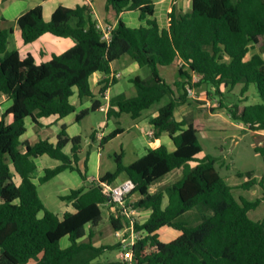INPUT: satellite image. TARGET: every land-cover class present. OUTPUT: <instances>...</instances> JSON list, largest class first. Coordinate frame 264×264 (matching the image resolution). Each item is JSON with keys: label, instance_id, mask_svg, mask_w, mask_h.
I'll list each match as a JSON object with an SVG mask.
<instances>
[{"label": "trees", "instance_id": "1", "mask_svg": "<svg viewBox=\"0 0 264 264\" xmlns=\"http://www.w3.org/2000/svg\"><path fill=\"white\" fill-rule=\"evenodd\" d=\"M107 8L117 15L139 11L140 21L146 19V25L133 28L119 20L112 41L106 43L90 4L59 6L50 21L44 19L42 5L23 13L17 19L23 45L46 34L75 42L71 49L39 65L31 54L21 58L19 50H9L14 31L0 26V96L12 102L0 118V264H100L96 261L107 251L120 248L119 244H94L93 228L103 219L102 206H114L103 193L102 183L113 184L122 173L136 184L133 194L139 199L134 207L151 211L144 223L136 224L143 237L133 247L135 264H264V219L254 221L249 215L264 202V179L258 181L253 172L239 173V177H247L240 188L253 190L260 186L263 196L238 201L235 188L216 168L218 158L199 157L203 146L198 134L205 125L198 119L178 121L175 117L176 109L188 100L187 86H207L211 97L213 92L224 96V90L231 92L242 85L239 104L228 105L221 100L212 110L204 107L199 112L226 110L251 132H264V0H192L190 13L179 14L175 6L168 13V29H161L155 18L148 19L155 13L154 0H107ZM123 56H129L140 68H149L151 76L146 80L140 76L131 78L137 96L121 94L112 98L108 118L129 114L138 119L143 111L171 96L150 122L156 138L168 134L174 151L162 144L129 166L123 165L122 153L116 157L115 172L88 182L87 162L84 169L79 167L82 137H70L66 126L56 144L47 139L22 142L28 120L40 127L43 119H64L75 114L76 121L81 122L91 110H99L101 102L95 100L91 110L77 112L71 99L76 93L81 101L94 98L92 76L110 74L112 62ZM177 59L185 64L179 68L180 79L170 85L161 77L159 67L170 66ZM193 75L199 76L195 84L191 83ZM250 85L257 87L262 103L244 104ZM109 86L107 81L100 94ZM176 90L181 91L179 96ZM8 116H12L11 123L6 122ZM121 133L122 129L111 132L101 140L100 147ZM69 143L71 155L64 152ZM255 150L264 160V146ZM45 155L61 164L46 168L40 184L68 170L78 172L84 182L61 197L75 210L65 212L62 219L46 209L34 182L36 159ZM178 169L183 171L180 180L163 190L151 191L152 186ZM16 174L21 179L19 185ZM197 207H201L197 225L181 220ZM109 221L114 231L125 224L116 214ZM88 225L91 229L84 240ZM164 227L181 234L163 242L158 231ZM66 237L70 245L63 248L61 242Z\"/></svg>", "mask_w": 264, "mask_h": 264}, {"label": "rangeland", "instance_id": "2", "mask_svg": "<svg viewBox=\"0 0 264 264\" xmlns=\"http://www.w3.org/2000/svg\"><path fill=\"white\" fill-rule=\"evenodd\" d=\"M32 1L34 0H26L29 4H33ZM38 1H42L43 5L45 4V8H43L45 12L48 13L56 4L58 5L64 0ZM106 1L107 0H100L98 9L104 8V4L107 3ZM155 16L158 22L159 20L163 21V19L167 20V15L163 6L160 5L157 7ZM17 39L19 38H16L14 35L11 36L10 44L8 46L9 50L16 48ZM36 47H38V44H36ZM178 67L179 66L177 64H174L159 68V72L161 70V77H163L168 84L172 85L175 81L180 79ZM135 76H140L146 80L151 76L150 70L149 68H143L140 72L132 75V77ZM94 77L92 78V84L95 87L96 80ZM130 79L131 77L125 76L119 83L118 87L121 88L124 94H129L132 89H135V86L131 83ZM242 87V85H238L231 92L224 90V96L216 95L213 92L214 96L210 97L206 93V91H208L207 86H204L203 88L197 89V98L195 101H192L191 105H185V107H188V113L190 114L187 118L188 120H190V118L198 119L205 125V130L198 134V138L203 146V153L200 156L204 157L206 155H212L218 158L216 168L226 182L235 188L234 196L238 201L241 199L254 201L263 196L262 188L260 186H256L253 190H244L240 188L247 181V177H239L238 174L253 172L254 177L258 181L264 179V160L255 150L257 146H264V136L253 134V132H251L246 125L234 121L226 110H220L214 115L208 112L203 113L197 111L200 106L202 108L206 107L205 109L207 110H212L213 107L217 106L221 100L228 105L239 104L243 98L241 96ZM199 97H203V100H199ZM245 97H248V101L244 103L246 105H255L263 102L255 85H250ZM98 98H100V100L102 99L100 96H98ZM86 100L87 99H85L84 102ZM170 101L171 96H166L158 104L165 106ZM185 107L182 106L181 108L178 107L176 109L175 117L177 120H184L186 118L182 116V109H186ZM91 108L92 107H90V110ZM106 122L107 118L103 112L91 110L90 116H86L80 123L75 124V128L80 130L78 134L82 137L83 151L79 155L80 159L85 160V158L88 157L90 144L92 143V134L95 130L100 132L104 129L105 127H103L102 124ZM132 122L133 121L129 116H125V118L121 120V125H118L123 126V128L126 129L125 133L108 142L103 148L100 147V143H94L91 150L94 155H96L98 150H100L103 163L102 172L104 175L107 172H115L117 170L116 157L118 155L124 153L122 159L123 165L129 166L141 158L149 149H153L155 142L148 139L146 135V132H148L147 129L145 131L143 127L140 128L137 124L131 127ZM27 128L28 132L23 137L22 141L35 143L36 140L32 134L37 127L29 122ZM162 141L163 144L171 151L175 150L173 142L169 139V136L166 133L162 134ZM38 164L41 168H54L60 165L61 162L54 160L49 156H44L39 160V162L37 161V165ZM81 165L82 169H84V165L82 163ZM38 174L39 172L37 171L35 174L36 178H38ZM182 176V169L175 170L152 186V190H163L166 186L180 180ZM126 179V174L122 173L117 181H115L112 185H119ZM36 183L38 186L39 197L46 209L54 213H59L60 210H62V207L65 206V203L60 199V197L68 195L72 189L81 186L82 178L78 172L66 171L46 184H39L38 181H36ZM200 209L201 207H197L191 210L186 213L181 220L187 222L190 226L197 225L201 221ZM102 210L103 219L96 229L97 234H99V238L97 237V240L99 244H103L105 246H115L119 244V239L115 236V232L111 228L109 221L110 208L106 205L102 206ZM138 214L140 216L139 222L142 223L149 217L150 211H139ZM249 215L254 221H262L264 219V202H262V204L255 211H251ZM158 233L163 242H170L179 237L181 234L180 231L169 227L161 228ZM121 251L122 250L120 248L107 251L96 261V263L105 264L106 262L118 259L120 260Z\"/></svg>", "mask_w": 264, "mask_h": 264}, {"label": "crops", "instance_id": "3", "mask_svg": "<svg viewBox=\"0 0 264 264\" xmlns=\"http://www.w3.org/2000/svg\"><path fill=\"white\" fill-rule=\"evenodd\" d=\"M99 1L100 0H64L60 4H58V5L56 4L50 12L46 13L44 10V19L46 21H50L52 18L53 12L59 6H65L68 8H75L77 6L90 4L93 8V14H94L95 18L100 23H111V24L116 25L119 20H122L127 26L133 27V28L140 27L142 25H146V21H147L146 19L143 21H140V12L139 11L124 12L120 15H117L113 9L107 8V3H105L104 6L102 5L104 8L98 9ZM32 2H33V4L27 3L26 0H6V1L0 0V26L2 29H6V30L13 29V31H14L13 35L16 38H19L16 41L17 43H16L15 49L19 50L21 58H25L28 54H31L34 57L36 64L39 65V64H42V63L49 61L54 55H60L64 52H66L67 50L71 49L75 45V42L71 38H62V37L54 36L52 34H46L32 44L23 45L22 41H21L20 31H19L18 26H17V19L23 13L27 12L28 10H30L32 8L39 6V5H42L44 7V5H45V4L43 5L42 1H38V0H34ZM154 3H155L154 16L148 17V19L155 18L157 20V18L155 16L156 12H157V7L160 5L163 6V9L165 10L166 15H167V20L163 19V21L159 20V22L157 20L161 29H168L169 28L168 13H170L172 11L174 6L177 8V12L179 14L190 13L192 10V0H178L177 2H174V0H154ZM36 44H38V47H36ZM263 56H264V54H263ZM174 64L175 65L177 64L179 66L178 67V71H179V68L182 64V61L180 59H177L172 65H174ZM162 67H166V66H160L159 68H162ZM142 69L143 68H140L139 64L137 62L133 61L129 56H123L122 58L112 62L110 74L106 75V74H102V73H96L92 76V78L95 76L94 78L96 80V86L94 87V85L92 84V78H91V88H92V91L94 94V98H89L84 102V100L81 101L79 99V97L76 93L71 99L72 103L77 108V112H81L83 110H89L90 107H92L93 102L95 100H99L101 102V107L97 111L103 112L107 118V122L102 124L103 127H105V128L102 129L100 132L95 130L91 136V138L92 137L93 138H92V143L90 144L89 156L86 157L85 160H82V159L79 160V167L81 169H82L81 163L85 167L86 162H87L88 182H92V181L97 182L104 175L102 172V168H103L102 164L103 163H102V156H101L100 150H98L96 155H94L93 151L91 150L93 148L94 143L95 144L101 143V140L105 136L109 135L111 132L115 131L116 129H122L123 133H125L126 129L123 128V126H118L121 123V120L125 118V116H129L132 119L133 122L131 124V127L134 126L135 124H137L138 127H140V128L143 127V129L145 131L147 129L148 132H146V135H147L148 139L151 141L153 140L152 142H155V145L153 146V148H157L163 144L162 135L160 136V138H156V136L154 134L155 133L154 127L151 125V122H150L153 118L158 116V112H159L160 108L163 107L162 105H159L158 103L155 104L150 109L143 111L141 117L138 119H133L129 114H123L118 118H115V117L108 118V116H107V112L110 108L111 99L118 96V95L124 94L122 92L121 88L118 87L121 80L125 76H129V77L133 78L132 75H135L136 73L140 72V70H142ZM115 75H120V78H115L114 77ZM160 75H161V70H160ZM107 81L109 82L110 86L105 91V93L101 95L100 94L101 88L105 85V83ZM203 87H201V88H203ZM197 89H200V88H196V90H195L196 94H197ZM206 93H207V91H206ZM137 94H138V92H137V89L135 87V89H132L129 94H124V95H126L128 98H133V97H136ZM180 94H181V91L176 90V95L179 96ZM98 96H100L102 99L100 100V98H98ZM198 99L203 100V97H199ZM192 101H195V99H191L190 97H188L187 102L185 104L179 106V107L180 108L182 106L185 107V105H188V104L191 105ZM10 102L11 101L9 99H7L5 96H0V118L3 116L4 112L11 106L12 103H10ZM185 108L186 109H182V112H183L182 116L186 117L185 119L188 120L187 118L190 116V114L188 113L189 112L188 107H185ZM200 108H202V107L200 106L197 109L198 112H199ZM87 116H90V113ZM192 120L193 119L190 118V120H188V121H192ZM178 121H181V120H178ZM6 122L11 123L12 122V116H8L6 118ZM29 122H31V121L30 120L27 121V126H28ZM40 123H41L40 127H38L32 123L33 125H35V127H37V129L35 131H33V134H32V135H34V138L36 141H38L40 139H43V140L47 139L51 143L56 144L58 134L60 133L63 126H66L67 133L69 134L70 137L80 136L78 134L80 132V130L75 128V124L80 123V122L76 121L75 114L69 115L64 119H58V117L54 116L51 118L43 119L40 121ZM246 127H248V126H246ZM27 132H28V128H27ZM27 132H26V134H27ZM123 133L119 134L117 137L121 136ZM253 134L264 136V132H253ZM24 136H22L21 140L23 139ZM71 151H72V144L69 143L64 148V152L68 155H71ZM82 151H83V149H82ZM200 155H199V157L203 158ZM43 157L44 156L36 159V164H37V161L39 162V160ZM37 166H38L39 174H38V178L34 179V182L36 185H37L36 181H38V183L40 184L39 178L44 176L45 169H46V168H41L39 166V164ZM126 177H127V175H126ZM127 179H128V177H127ZM15 182L17 183V185H19L21 183V179H20L19 175H17V174L15 176ZM83 184H84V182L82 180L81 186H83ZM81 186H79L78 188H80ZM75 189H77V188H75ZM151 191L156 192V191H153L152 188H151ZM61 197H60V199H61ZM131 199H132V201L136 202L139 199V196L137 194H133L131 196ZM0 203H1V200H0ZM64 203H65V206L62 207V210H60L59 213H56V214H58V216L61 219L63 218V215L65 212H67V211L74 212L75 211L71 203H67V202H64ZM107 205L110 208V211H109L110 212L109 218H110V216L112 214H115V211H114V208L111 207V205H109V204H107ZM167 205H168V198L165 197V199L163 201V206L166 207ZM104 206H106V205H104ZM140 211H147V210H140ZM148 211H150V210H148ZM150 215H151V211H150ZM150 215H149V217H150ZM142 223H144V222H142ZM97 227L93 228L94 244L96 246H102L103 244H99V242L97 240L99 238V234H97V231H96ZM90 229H91V225H88L87 226V235L84 237V240L87 238V236L90 232ZM65 240H68V238L66 237L62 240L61 244H62L63 248H67L70 245L69 240L68 241H65ZM108 263L122 264L121 259L106 262L105 264H108ZM30 264H32V263H30Z\"/></svg>", "mask_w": 264, "mask_h": 264}, {"label": "built area", "instance_id": "4", "mask_svg": "<svg viewBox=\"0 0 264 264\" xmlns=\"http://www.w3.org/2000/svg\"><path fill=\"white\" fill-rule=\"evenodd\" d=\"M114 24L100 23L98 22L97 28L102 33V41L110 43L112 41V33L115 30ZM182 62L181 66H184ZM115 78H120V75H115ZM199 81L198 75H193L191 81L195 84ZM187 94L191 99H196L197 94L195 88L192 86H187ZM136 188V184L131 179H126L119 185H112L108 183H102L103 193L110 197L113 208L116 215L122 217L125 222L124 227L120 230H116L115 236L119 239V245L121 251L120 259L122 264H135L134 263V253L133 247L136 243L142 239V231L136 229V224L139 222L140 210L134 207V201H132L131 196Z\"/></svg>", "mask_w": 264, "mask_h": 264}]
</instances>
